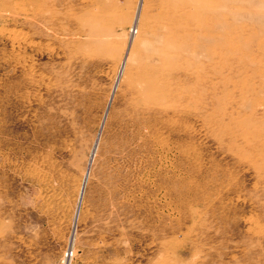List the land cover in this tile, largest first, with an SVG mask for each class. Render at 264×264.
<instances>
[{
    "label": "rangeland",
    "instance_id": "rangeland-1",
    "mask_svg": "<svg viewBox=\"0 0 264 264\" xmlns=\"http://www.w3.org/2000/svg\"><path fill=\"white\" fill-rule=\"evenodd\" d=\"M0 264H264V0H0Z\"/></svg>",
    "mask_w": 264,
    "mask_h": 264
}]
</instances>
